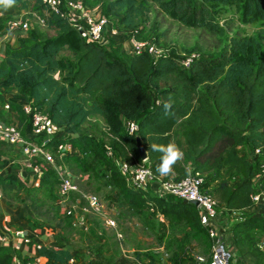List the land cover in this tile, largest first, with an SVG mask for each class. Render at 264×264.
<instances>
[{"label": "trees", "instance_id": "16d2710c", "mask_svg": "<svg viewBox=\"0 0 264 264\" xmlns=\"http://www.w3.org/2000/svg\"><path fill=\"white\" fill-rule=\"evenodd\" d=\"M29 1L34 11L41 10L40 0H15L14 4L25 8ZM233 1L241 4L244 18L261 20L264 25V0H109L101 13L107 18L120 17V24L134 32L141 7L153 2L185 26L223 36L213 8ZM46 28L56 35L43 41L31 36L33 45L9 50L0 65V102L10 95L11 114L6 116L0 110V121L13 124L22 133L30 123L22 104L32 102L67 135L42 138L45 149L58 148L63 164L81 174H92L103 187L116 190L130 216L139 218L146 212L161 216L170 227L184 229L202 248V254L208 255L211 241L193 205L128 186L107 156L112 151L126 162L140 163L135 140L138 135L157 178L163 176L156 171L161 154L151 151L150 144L175 143L183 157L170 174L175 180L196 173L204 175L203 189L216 199L219 210L224 208L229 214L249 212V217L234 223L231 241L242 264H259L263 252L256 248L253 232L264 235V218L257 214L264 211V203L255 205L252 194L264 190V178L257 186L251 182L258 162L250 163L247 156L264 147V29L255 36L229 38L220 54L201 56L184 68L181 61L185 57L180 54L155 60L146 52L133 56L124 53L126 57L121 58L116 51L109 57L108 46L87 43L77 30L55 16ZM131 37L135 36L111 42L120 43L122 48L121 44ZM63 52L73 60L61 58ZM169 98L173 100L172 114L165 116L163 105ZM92 116L100 117L103 125L92 122ZM125 121L138 125L136 134L126 132ZM99 136L107 138V146L99 144ZM220 144L224 148L216 154ZM66 146L71 151L60 149ZM242 147L245 155L239 153ZM98 165L109 172L98 175ZM225 171L228 174L221 179ZM52 177L50 172L41 175L39 187L51 183ZM234 178L239 179L237 186ZM0 192L11 200L15 193L20 197L22 189L17 178L7 173L0 177ZM37 252L43 264H69L73 259L67 247L41 246ZM15 259L23 263L32 258H22L16 248L0 246V264H14ZM168 262L195 264L187 252H174Z\"/></svg>", "mask_w": 264, "mask_h": 264}, {"label": "rangeland", "instance_id": "374dc122", "mask_svg": "<svg viewBox=\"0 0 264 264\" xmlns=\"http://www.w3.org/2000/svg\"><path fill=\"white\" fill-rule=\"evenodd\" d=\"M89 9L104 11L109 0H81ZM203 1V0H196ZM214 9L215 22L224 30V35L211 34L203 28L188 27L162 11L157 4L146 2L140 9L135 19V31L130 32L120 24V17L109 16V20L122 38L135 36L141 41L156 44L167 52L168 55H198L214 56L220 54L223 47L228 44L229 38L250 37L257 35L264 29L261 20L251 21L243 17L241 4L233 1L229 4H219ZM34 11L33 2L29 1L27 7L23 8L19 4L10 7L0 6V13L4 20L1 30L7 27L12 20H28V37L35 36L40 41L49 38L51 35L48 28L40 26L31 17ZM33 34V35H32ZM52 36V35H51ZM27 38V40L29 39ZM51 38V37H50ZM120 43L108 45V56L113 57L115 53L121 58H125ZM123 46V44H121ZM15 47V46H14ZM61 58L68 61L73 60L72 56L63 52ZM60 77V75H56ZM5 101L0 102V110L6 111L10 95H5ZM92 122L103 125V121L98 116L90 118ZM85 132L87 126L84 127ZM22 134L25 137L34 138V143L41 146L44 140L40 137H34L26 129ZM98 142L102 147L107 146V138L98 137ZM224 148L219 145L216 154ZM147 152V148H145ZM53 156L55 165L60 170L66 168L70 173L73 182L77 185L80 192L95 194L102 202L104 211L102 216L94 214L85 205L76 206L79 199V193H73L66 199L65 205L73 209V217L69 218L64 214L63 205L57 197L59 180H56L54 169L48 167L42 169L41 175L50 172L53 177L51 183L44 187L25 188L21 187L23 198L26 204L30 206L31 215L26 218L28 227L37 235L38 232H49L47 239L57 246L67 247L73 253L72 264H169L168 258L174 252H187L193 255H203L202 248L189 239L187 232L182 228H172L161 217L150 212H146L141 217L136 218L128 214L125 206L120 202V197L116 190L105 188L92 174H81L69 165L63 164L60 160V150L53 148L49 150ZM241 155L247 153L243 147L239 149ZM0 154L7 158L6 163H2L0 170L4 169L7 163H11L6 170L17 173L18 171L28 172L23 166L25 158L21 152L17 153L8 148L0 146ZM36 161V162H35ZM32 164L39 162L30 160ZM1 166V165H0ZM97 174L108 173L109 169L98 165ZM227 172H222L220 178L227 176ZM41 178V176H40ZM39 178V180H40ZM239 179L234 178L233 184L237 186ZM19 192L20 189H17ZM149 193L152 192L148 189ZM15 193L12 199L17 200ZM21 200V199H19ZM14 202V201H13ZM17 203V202H14ZM241 217L247 218L249 212H241ZM84 217L86 224L80 226L76 224V219ZM104 218H110L115 221L116 227H108L104 224ZM74 222V223H71ZM73 224V225H72ZM118 233V234H117ZM255 242L263 241L264 235L259 231L253 232ZM233 261L237 263V249L232 244ZM98 256H100L98 258ZM259 264H264V253Z\"/></svg>", "mask_w": 264, "mask_h": 264}, {"label": "built area", "instance_id": "2783aa9c", "mask_svg": "<svg viewBox=\"0 0 264 264\" xmlns=\"http://www.w3.org/2000/svg\"><path fill=\"white\" fill-rule=\"evenodd\" d=\"M41 10L31 12V17L40 26L46 27L52 17L68 23L77 30L87 43L96 44L101 47L108 46L111 41L121 39L117 29L112 26L110 20L96 10H90L81 0H40ZM29 30L28 20H12L8 23L2 36L6 37L17 32L27 33ZM130 46V54L139 55L144 52L151 55L155 60L162 55H168L167 52L156 44L141 41L136 37L125 40ZM123 42V43H124ZM199 58L198 55H186L181 61L184 68H188L193 60ZM23 111L29 117L30 123L27 128L32 136L49 139L53 137L65 138V129L54 124L48 115L43 114L32 103H23ZM124 126L129 135H134L138 131V125L135 122L125 121ZM25 137L19 129L13 124H7L0 121V143L7 144L19 149L25 158L27 168L32 171L36 178H40L42 169L52 167L56 172L59 180L57 197L60 204L63 205L64 214L70 216L73 209L65 205L66 199L73 193H79V199L76 206L85 204L94 214L102 216L104 206L101 200L93 193L80 192L77 185L66 168L60 170L49 150L45 149L42 143L38 146L34 143V139ZM64 151H71L68 146L60 148ZM107 156L111 158L117 167L118 172L126 180L128 186L134 189H141L152 192L159 198L173 196L181 200L196 201L198 205L195 207L198 213L201 226L206 230L211 241L210 252L208 255H193L195 264H242L237 258V263L233 261L232 248V227L235 222L242 220L241 213L234 212L229 214L226 209H218V202L207 191L203 189L205 176L196 173L189 175L180 180H175L173 174L155 177L150 169L149 160H141L138 162H126L122 158L115 157L112 151L107 152ZM39 162L32 164L34 159ZM247 159L250 163L258 162V170L256 175L251 179L254 185H260L259 182L264 178V147H258L252 150ZM1 162V158H0ZM7 161H5L6 163ZM36 162V161H35ZM11 163L6 164L9 167ZM252 200L255 205L264 203V190H259L252 194ZM264 218V211L257 213ZM76 224L84 226L86 221L84 217L76 219ZM104 224L108 227L115 228V221L110 218H104ZM118 234V233H117ZM4 240V239H3ZM25 245H32L36 251L40 249V244L33 241L29 236L23 238ZM256 248L264 253V240L256 242ZM32 259L22 264H43V258L38 255L31 257ZM71 260L69 263H72Z\"/></svg>", "mask_w": 264, "mask_h": 264}, {"label": "crops", "instance_id": "0c3cea01", "mask_svg": "<svg viewBox=\"0 0 264 264\" xmlns=\"http://www.w3.org/2000/svg\"><path fill=\"white\" fill-rule=\"evenodd\" d=\"M96 10L97 9L94 8L92 9L94 13H96ZM2 15L3 14L0 13V23H2V21L4 20V16ZM4 30V28L2 30L0 29V65H3L4 57L6 56L9 50L17 49L21 45H23L24 47H30L31 45H33V42L28 37V34L24 32H17L4 37L2 36ZM48 32H50L52 35H50L49 38L54 37L56 35L55 31L53 30L48 29ZM27 38L29 39L27 40ZM37 40L40 41L39 39ZM122 47L123 53L130 54V46L127 42H124ZM5 110L6 116H11V114L8 112V106ZM0 146L2 148H8L10 150H13L17 153L20 152L18 148L9 146L7 144L0 143ZM0 158L1 168L2 163L4 164L7 158L1 154ZM23 166L28 170L27 173L24 171H18L17 173H14L12 171L8 172L4 167V169L0 170V177L4 176L7 173H11L17 178L18 183L22 188L39 187V179L33 175L32 171L27 168L25 163L23 164ZM23 200L24 198L22 193L20 197H17V200H6V198L0 192V246H10L16 248L20 252L22 258L34 257L38 255V252L34 249L32 245H25L23 243V238L25 236L31 237L33 241L39 243L40 246L62 247L57 246L52 241V239H47L50 236L48 230L47 232H38L37 235L34 234L32 230H30L26 218L29 217L32 213L30 211V206L27 205L26 201L24 202ZM7 201H9V203ZM13 201L17 203H14ZM14 264H22V260L15 259Z\"/></svg>", "mask_w": 264, "mask_h": 264}, {"label": "clouds", "instance_id": "9594fccd", "mask_svg": "<svg viewBox=\"0 0 264 264\" xmlns=\"http://www.w3.org/2000/svg\"><path fill=\"white\" fill-rule=\"evenodd\" d=\"M15 0H0V6L10 7L14 4ZM173 100L169 98L163 105L164 114L168 116L172 114ZM150 150L159 152V163L156 165V171L161 175H168L172 172L173 166L183 157L181 149L173 142L168 144H150Z\"/></svg>", "mask_w": 264, "mask_h": 264}, {"label": "water", "instance_id": "95a60500", "mask_svg": "<svg viewBox=\"0 0 264 264\" xmlns=\"http://www.w3.org/2000/svg\"><path fill=\"white\" fill-rule=\"evenodd\" d=\"M135 140H136V149L139 155V158L143 161L148 159V153L144 150L142 142L139 138L138 135H135ZM185 203H188L190 205H193L194 207H196L198 205V203L196 201H186L184 200Z\"/></svg>", "mask_w": 264, "mask_h": 264}]
</instances>
